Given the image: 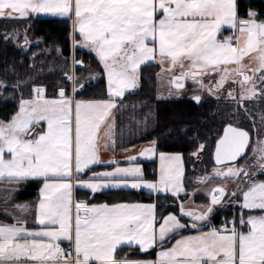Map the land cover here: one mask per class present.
<instances>
[{
	"label": "snow or ice",
	"instance_id": "1",
	"mask_svg": "<svg viewBox=\"0 0 264 264\" xmlns=\"http://www.w3.org/2000/svg\"><path fill=\"white\" fill-rule=\"evenodd\" d=\"M41 14L72 22L73 54L65 57L71 69L50 86L51 96L48 85L34 81L11 85L30 92L27 98L21 94L10 119L0 120V179L42 186L34 211L15 205L21 215L7 212L10 221L0 220V264H264V140L249 156V131L228 123L214 148L199 144L192 155L199 159L210 151L212 175L230 180L232 188L207 190L208 202L195 209L190 205L199 189L188 190L182 154L159 151L155 140L138 156H128L127 166L100 154L102 139L104 149L115 152V114L126 107V94L139 87L141 66L152 61L171 74L177 93L191 80L216 95L231 80L240 92L237 97L230 90L228 97L245 113V101H264L259 13L249 9L241 16L237 0H0V19L27 22ZM225 29L231 34L221 39ZM18 37L15 31L3 39L19 43ZM24 42L30 43L27 30ZM77 50L94 56L95 70L76 57ZM245 57L257 67L245 65ZM78 70L89 75L78 78ZM213 74L218 78L205 85L203 77ZM98 78L105 88L84 98L86 85ZM8 88L0 81V89ZM201 98L193 96L196 103ZM121 150L130 151L122 138ZM157 154L160 166L149 179L138 161ZM123 190L151 200L91 202L97 193ZM161 198L173 201L167 214H159L166 207L158 203ZM226 199L234 215L217 226L215 209ZM156 249L155 259L146 258Z\"/></svg>",
	"mask_w": 264,
	"mask_h": 264
},
{
	"label": "trees",
	"instance_id": "2",
	"mask_svg": "<svg viewBox=\"0 0 264 264\" xmlns=\"http://www.w3.org/2000/svg\"><path fill=\"white\" fill-rule=\"evenodd\" d=\"M237 2L241 16H245L249 9L258 12L260 18L264 16L263 0H237ZM25 30H27L30 43L22 46L21 42L23 38L21 37L25 35ZM15 31L19 32V43L15 40L5 42L3 37L6 34L11 35ZM70 32V23L66 19L33 17L27 22H11L0 19V81H5L9 85L8 90L0 89V119H10L11 115L14 114L16 110V105L21 94L24 96L26 91L30 92V88L24 87L23 85L22 93L13 90L11 85L15 83L17 79L29 83L33 81L41 84H46L44 82L48 81L51 84L55 83L56 79H54V77H58L61 63L65 62V57L70 58L73 54ZM57 48L63 51L62 56L58 54ZM75 55L78 59H83L90 64L93 70L96 69L95 58L88 54L87 51L77 50ZM149 67L150 65L143 67L141 72L143 73L144 70ZM54 68L56 71H54ZM77 68H79V66H77ZM48 71L54 73V77L50 79L46 78V81L42 82L40 79L41 76L47 75L46 73ZM87 75H89V72L86 70H78L76 72L78 78H83ZM86 88L88 90L84 98H91L99 96L101 91L105 88V84L98 78L93 80L90 84H87ZM149 89L148 83L142 81L138 92L126 95L124 99L130 103L143 102L145 103V107H147L146 100H148L152 92V90L150 91ZM163 104H161V107H164L163 110L158 112V110L155 109L154 111V113L156 112L155 121L157 122V124L155 122L154 131H152L151 134L145 135L147 139L152 137L157 142L159 151L182 154L186 167V176L188 178L190 174H192L188 161L192 158V152L198 147V144L203 142L193 140L200 138V133L203 132L200 128L205 125V120L203 117H200V110L191 103L177 101L172 104L166 102ZM138 109L140 110V108ZM134 110L137 109L134 108ZM154 113L153 110H151V114L154 115ZM184 118L190 120V123L194 124V126L184 130L182 125L179 126ZM208 125H210L209 122ZM150 129H152V127ZM140 164L146 176L151 179L154 176L156 168L155 162L145 161L140 162ZM190 181L189 179L186 181L188 186L190 185ZM38 187L39 183L36 181L23 184L17 193V199H32L36 195ZM77 195L79 199L85 198L83 193H78ZM150 200L151 198L146 193L141 194L139 192L123 190L97 193L96 198L91 202L97 204H111L116 202L148 203ZM158 203L166 206L159 209V214H167L168 209L173 205L171 199L164 200L161 198ZM223 210L224 212L213 216L214 224H220L222 218L229 219L233 217L234 209L232 207H225ZM123 255H125V253L121 252V256ZM153 257L154 250H152L151 256L146 258Z\"/></svg>",
	"mask_w": 264,
	"mask_h": 264
},
{
	"label": "rangeland",
	"instance_id": "3",
	"mask_svg": "<svg viewBox=\"0 0 264 264\" xmlns=\"http://www.w3.org/2000/svg\"><path fill=\"white\" fill-rule=\"evenodd\" d=\"M35 17L54 18L52 16L43 15V14L35 16ZM260 19H264V16L261 17ZM68 21H69L70 27H71L72 22L70 20H68ZM230 34H231L230 31H228L226 29L222 30V36L220 38L223 39L224 37L229 36ZM21 38L24 39V36ZM71 42H72V40H71ZM152 62H155V61H152ZM152 62H149V63H152ZM243 63L245 65L251 64L252 67H257V65L255 63H253L252 61H250L248 59V57H245ZM152 64H154V63H152ZM142 66H144V65H142ZM165 67H167V65H165ZM150 68L151 69L148 73H142L141 72L142 75L140 73V83H141V81H145L149 85V88H150L149 90L150 91L152 90L150 97L148 98V100H146L147 107H145V103H143V102H140V103L133 102L132 107H134L138 111L134 110V108L130 109L129 111H127L126 109L125 110L123 109L120 112L118 119H116V122H115V126H116L115 127V133L116 134L113 136L117 135V137H118V140H117V138H115V140H116L115 141L116 142V155H117L115 160L121 162V164H122L121 166H127V163L124 161L125 160L127 161L128 156H130V155L138 156L139 151L142 148L148 146L149 142L147 141V139H146L147 136L145 134H151V132L154 131L155 122H156L155 121L156 120V118H155L156 112L154 113V111H155V109L158 110V112L163 110L164 107H161L162 106L161 104L166 102L167 99H178L179 97L190 98V97H193L195 94H199V95H201L202 98H208V99H212V97H217V96L223 94L224 96H221V97H223V99H230L228 97V91L233 90V89H235V91L238 90L236 87L237 85L233 84L231 82V80H229L220 92H218L216 95H210L208 90H207V87L204 89H199L198 86L194 85L192 81H189V82L185 83V85H186L185 88L180 90L179 93H177L176 89L173 88L172 85L169 83L171 74L168 75L166 72H163L161 69V66L158 62H155L154 66L150 65ZM70 69H71L70 61L67 65L65 64V62H62L60 65V68H59L60 73H59L58 77H56V76L54 77V73L48 71L46 73L47 75L41 76L40 79L42 82H44V81H46V78L50 79V78L54 77V79H56L55 83H57V80L60 81L61 79H63L64 73L66 71H69ZM177 69L174 70L176 72V74H178ZM54 71H56L55 68H54ZM60 75H61V77H60ZM249 75H251L250 72H249ZM217 78L218 77L216 75H213L210 78H204L203 81L207 80V79H213V81H211V82L214 83L215 79H217ZM237 79H239V78L237 77ZM44 83H46L44 85L49 86L48 87L49 90L53 89L50 87L52 84L49 81L44 82ZM204 84L208 85L209 82H205ZM139 87H140V84H139ZM139 87L137 89H135L133 92L127 93L126 95L137 93V90L139 89ZM52 92L53 91H51V94H52ZM28 95H29V91H26V94L24 95V97L27 98ZM236 95L237 96L239 95V93H237V91H236ZM125 103H129V102L126 99H124V104ZM136 103L138 105H136ZM17 105H18V102H17ZM17 105H16V108H17ZM138 108H140V110ZM151 110H153L154 115L151 114ZM233 114H235L234 111H233ZM0 120H2V119H0ZM208 120H209V123L211 124V128H215V127H217V128L216 129H210V134H207V136H206L207 141H203L201 143H207L210 146V148H213L214 139L216 137H218V135H219L222 122H221V117L218 118L217 122H215V120H212L211 118H209ZM146 121H147V123H146ZM156 124H157V122H156ZM151 127H152V129H150ZM121 138L123 139V144L125 146H128L130 151H128V152L124 151L123 153H117L118 149L121 147ZM201 143H199V144H201ZM133 144L135 145L134 148H132ZM165 153L176 154V152H173V153L165 152ZM191 157L192 158H190V160L188 161V165L191 168L192 174H190V176L187 178V180L188 179L191 180L189 182L190 185L188 186L189 192H192L194 190L199 189V191H197L196 195L194 197H192V203L190 205V207H194L193 209H195L196 207L204 205L208 202V196L205 195V192L207 190H209L215 186H226L229 189H231L232 185L229 182H227L229 180H224V179H221L218 177H214L212 175L214 166L211 163V152L210 151H206V152L202 153L200 155L199 159H197V157H195L193 155ZM139 161L140 162L154 161L155 165H156L154 175H156V173L158 172L159 166H160L158 154H157V157L154 159H151V160L139 159ZM123 162L126 164H123ZM197 163L200 164L201 168L203 166L202 169H204V171H202V172H200V174L196 175L194 170L196 169ZM198 178H204L207 182L204 184H197L196 181ZM196 185H197V187H196ZM183 199H185V203H188L187 198H183ZM225 207H232L233 208L232 205L227 203V199L225 200L223 206H217L216 207L214 215H218V214L224 212L223 209ZM233 214H234V212H233ZM230 219L231 218H229L228 220H230ZM224 221H225V218H222L220 225Z\"/></svg>",
	"mask_w": 264,
	"mask_h": 264
},
{
	"label": "flooded vegetation",
	"instance_id": "4",
	"mask_svg": "<svg viewBox=\"0 0 264 264\" xmlns=\"http://www.w3.org/2000/svg\"><path fill=\"white\" fill-rule=\"evenodd\" d=\"M179 71H178V74H179ZM204 78H210V77L204 76L203 79ZM238 78L240 79V77ZM210 80L213 81V79H207V80H204L203 82L204 83L210 82ZM189 81L191 80H187L185 81V83ZM236 87L238 89L236 91L237 93H239L240 88L238 85ZM221 96H224V95L222 94V95L217 96L219 98L212 97V99L202 98L199 103H196L193 97H190V98L179 97L178 99H167L166 103L172 104L173 102H177V101L182 102V103L187 102V103L193 104L196 108L200 110V117L204 118L205 125L201 126L200 128L203 130V132L200 133V138L195 139L193 141H207L206 136L207 134H210L209 129L217 128V127L211 128V124L208 125L209 118L217 122L218 118L221 117L222 123H221V129H220L219 135H221L223 126L228 123H232L235 126H239V127L246 129L247 131H249L250 137H251V143H250L249 149L247 150V154L251 156L252 148L258 147L259 142L261 140H264V123H261V116L264 115V101H260V102L256 100L245 101L244 103L248 109V113H245L244 108H240L233 100L223 99V97ZM233 111L235 114H233ZM249 116H251V118H249ZM182 121L180 122L179 126L182 125L184 127V130L189 129L192 126H194V124L190 123L191 122L190 120H187L184 118ZM253 124H255V128H253ZM217 138L218 137L214 139V143ZM213 148H214V144H213ZM240 162L243 163V160H241ZM211 163L214 166L212 158H211ZM202 168L200 167V164L197 163L196 169L194 170L195 174L197 175V174H200V172L204 171V169ZM227 182H229L232 185L230 180Z\"/></svg>",
	"mask_w": 264,
	"mask_h": 264
},
{
	"label": "crops",
	"instance_id": "5",
	"mask_svg": "<svg viewBox=\"0 0 264 264\" xmlns=\"http://www.w3.org/2000/svg\"><path fill=\"white\" fill-rule=\"evenodd\" d=\"M42 18H50V17H42ZM54 18L64 19V18H60V17H54ZM2 20H4V19H2ZM8 21L19 22L18 20H8ZM21 43H22V46L26 45L23 39H22ZM85 51H87V50H85ZM152 63H154V64H152ZM152 63H148L147 65H153L154 66L155 62H152ZM147 65L142 66L141 69L143 67L147 66ZM150 69H151L150 67L145 69V71L143 73H148L150 71ZM178 71H179V69H177V72ZM140 73H141V70H140ZM167 74L169 75L170 73H167ZM141 75H142V73H141ZM38 84H41V83H38ZM51 91H53V90H49L48 89V95L49 96L52 95ZM137 92H138V90H137ZM125 105H126V107H124V108L120 109V111L116 112V114H115V122H116V119H118V116H119L120 112L123 109L124 110L126 109L127 111H129L130 109L134 108V107H132V103H130V102L129 103H125ZM136 105H137V103H136ZM115 127L113 129L114 130L113 131V135L116 134L115 133ZM101 136H103V133H101ZM115 138H117V140H118L117 135L113 136L114 140H115ZM152 140H154L152 137L150 139H147L148 142L152 141ZM103 144H104V140L102 139V141H101V153H100L102 159L104 161L116 159V157H117L116 149H115V152H113L111 150V147H109L108 150H105L104 147H103ZM120 150H121V147L118 149L117 153H123L124 152V151H122V150L120 151ZM124 162H126V160ZM124 162H123V164H126ZM138 162L140 163V161H138ZM120 165H122L121 162H120ZM98 170H103V167L102 166L99 167ZM28 182H33V180H29V181L23 182V183H21L19 185H15V184H10L7 180L0 179V220L10 221L11 217L7 215V212H14L16 215H21L19 210H17L15 208V205H28L29 206V210L30 211H34V207L33 206L38 203L39 191H40V188L42 186V184L39 181H36V182L39 183V187H38V190L36 192V195L32 199H28V200H19V199H17L18 191L21 189L23 184L28 183ZM192 208H194V207H192ZM24 215L27 216V213H24ZM29 219H30V217H29ZM158 250L159 249L154 250V257L153 258H148V259H155L156 258V253H157Z\"/></svg>",
	"mask_w": 264,
	"mask_h": 264
},
{
	"label": "water",
	"instance_id": "6",
	"mask_svg": "<svg viewBox=\"0 0 264 264\" xmlns=\"http://www.w3.org/2000/svg\"><path fill=\"white\" fill-rule=\"evenodd\" d=\"M224 126H225V125H224ZM224 126H223V127H224ZM222 130H223V128H222ZM221 135H222V131H221ZM211 158H212V157H211ZM212 161H213V159H212ZM213 164H214V161H213Z\"/></svg>",
	"mask_w": 264,
	"mask_h": 264
}]
</instances>
